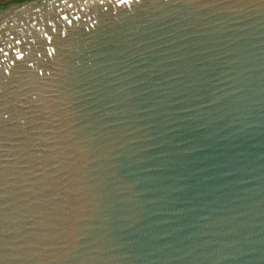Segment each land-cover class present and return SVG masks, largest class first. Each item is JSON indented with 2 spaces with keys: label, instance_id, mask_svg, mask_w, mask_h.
<instances>
[{
  "label": "water",
  "instance_id": "obj_1",
  "mask_svg": "<svg viewBox=\"0 0 264 264\" xmlns=\"http://www.w3.org/2000/svg\"><path fill=\"white\" fill-rule=\"evenodd\" d=\"M0 264H264V0H0Z\"/></svg>",
  "mask_w": 264,
  "mask_h": 264
}]
</instances>
